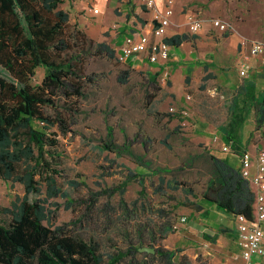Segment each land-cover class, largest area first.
Returning a JSON list of instances; mask_svg holds the SVG:
<instances>
[{"label": "rangeland", "instance_id": "rangeland-1", "mask_svg": "<svg viewBox=\"0 0 264 264\" xmlns=\"http://www.w3.org/2000/svg\"><path fill=\"white\" fill-rule=\"evenodd\" d=\"M202 1L197 9L206 19L198 11L191 17L209 22L218 17L230 27L225 35L239 34L240 40L264 43V0ZM131 64L137 62L120 63L116 54L90 57L84 69L83 96L67 99L62 95L54 108L46 109L52 118L63 120L62 130L52 128L58 139L61 163L56 180L61 193L47 197L41 182L40 193L27 195L28 201L43 203L46 226H62L65 233L93 239L103 254L127 252L139 244L156 250L147 258L139 255L145 252L127 256L120 264H163L157 257L160 248L175 252L176 261L186 256L192 264L234 261L232 245L226 256L213 250L190 257L189 250L174 242L181 218H196L185 203L200 206L209 179L205 149L192 141L202 126V116L215 126H226L237 118L240 131L250 139L255 134L264 138V116L257 111L252 93L245 90L248 79L264 85V73L251 72L245 80L236 71H216L209 79L205 77L207 81L179 91L161 76L129 69ZM0 75H6L2 68ZM43 76L44 70L37 69L33 82L41 83ZM225 76L232 84L226 83ZM262 91L264 86H259L257 95L262 96ZM177 97L196 102L185 127L170 112V108L185 109ZM135 165L139 175L129 179V170L135 172ZM126 181L123 195L112 191ZM24 196L21 184L0 180V207ZM149 222L156 230L152 236L139 231ZM229 232L235 237V230Z\"/></svg>", "mask_w": 264, "mask_h": 264}, {"label": "trees", "instance_id": "trees-1", "mask_svg": "<svg viewBox=\"0 0 264 264\" xmlns=\"http://www.w3.org/2000/svg\"><path fill=\"white\" fill-rule=\"evenodd\" d=\"M63 1L0 0V68L6 74L0 75V180L19 183L25 191L23 198L0 207V264H120L127 256L139 254L144 246L103 254L93 239L65 233L62 226H46L48 214L43 203L27 198L40 193L41 182L46 185L47 197L61 193L56 180L61 163L58 139L52 128H61L63 120L52 118L46 109L54 108L62 95L67 99L83 96L84 69L90 57L116 54L106 43L89 39L71 24L69 14L61 9ZM185 39L182 35L164 41L176 46ZM39 68L44 76L37 84L33 80ZM254 103L264 116V96ZM239 123L234 118L220 129L235 153L240 150ZM105 148L110 149L109 145ZM204 149L210 173L203 199L223 213L255 221L256 189L228 158ZM133 172L129 170V179L137 177ZM126 184L112 191L123 195ZM185 204L193 212L202 209L193 201ZM123 209L128 213L126 205ZM146 226L139 231L146 230L151 236L156 233L150 222ZM139 255L151 257L147 252ZM157 257L163 264H192L186 256L176 261V253L163 248L157 250Z\"/></svg>", "mask_w": 264, "mask_h": 264}, {"label": "crops", "instance_id": "crops-1", "mask_svg": "<svg viewBox=\"0 0 264 264\" xmlns=\"http://www.w3.org/2000/svg\"><path fill=\"white\" fill-rule=\"evenodd\" d=\"M155 1V7L147 9L139 0H64L61 9L69 14L70 23L76 25L89 39L106 43L116 53L127 36L138 39L142 35H147L153 39L154 15L156 12H161L166 3V0ZM173 2L170 24L162 38L164 40L174 36L186 35V39L182 40L179 45H170L169 58L166 62L161 61L157 64H150L144 61L129 66L132 69L144 70L146 74L151 76H161L164 80L167 74V80L171 81L172 89H178L179 91H184L189 86L193 87L201 80L207 81L211 73L216 71H222L223 73L225 71L235 73L236 71L238 74L241 62L240 35H225L214 28L211 21L206 20H203V27L199 33L191 34L188 31V21L191 16L197 15L195 14L198 11L197 7H201L203 1L173 0ZM198 14L202 16L201 19H206L205 13L199 12ZM248 63L250 67L248 75L240 78L248 79L251 72L264 73V58L260 56L250 57ZM206 76H208L207 80ZM227 77L226 83L232 84ZM259 86H264L262 81L257 83V81L253 82V80L248 79L245 90L253 94L254 100L261 101L264 91L261 92L263 93L262 96L257 95ZM173 94L178 96L176 92ZM186 98H189L187 100L191 99L190 96ZM176 100L178 103L182 102L180 105L185 107L188 113L194 110L195 100L188 102L183 97H179V99L177 97ZM173 116L178 120L175 115ZM190 117L189 113L188 118L190 119ZM201 120L202 126L197 132H194L192 141L207 147L217 157L228 158L238 167L240 166L238 153L244 150L255 157L258 150L264 147L263 137L255 134L250 139L248 134L241 132L239 129L240 150L235 153L236 151L233 150L231 142H227L223 132L220 131L222 127L228 125L215 126L210 121H206L204 116ZM184 123L188 124V122ZM225 144L231 147V151L221 152V147ZM137 169V165H135V172L138 174ZM254 172L255 168L252 169V173ZM200 202L202 209L194 213L196 218L190 217L191 215H189V218L182 217L186 219V223L182 222L180 225L174 243L184 247L187 251L189 250L190 257L196 256V253L209 254L213 250L226 256L229 253L228 247L232 245L234 261L228 260L224 264H245L241 258L237 257L236 234L235 237H232L229 232L231 230L236 231L234 217L219 211L214 204L207 200ZM253 263L264 264V255L254 257Z\"/></svg>", "mask_w": 264, "mask_h": 264}, {"label": "built area", "instance_id": "built-area-1", "mask_svg": "<svg viewBox=\"0 0 264 264\" xmlns=\"http://www.w3.org/2000/svg\"><path fill=\"white\" fill-rule=\"evenodd\" d=\"M147 9L155 7V0H139ZM173 0H166L165 6L161 12L154 15L155 26L152 31V37L142 35L138 39L131 36L124 38L119 51L116 52V58L120 63L127 62H148L157 64L166 62L169 58V45L163 40V36L170 24V16L173 12ZM95 13L97 11H94ZM211 24L221 33L230 32L228 24L222 22L218 18H213ZM203 27V21L198 18L191 17L188 21V31L191 34H197ZM239 51L241 54V62L239 64V76L246 77L249 71L248 60L250 57L264 56V43L257 39H242L239 43ZM167 79V74L166 77ZM189 99V98H188ZM172 115H175L184 122H187L189 113L186 109L170 108ZM231 151L230 146L225 144L221 147V152ZM240 162V174L256 189V213L255 221L248 220L243 215L234 217L236 222V238L235 245L238 249L237 257L241 258L245 264H254V257L264 255V147L260 148L256 156L248 151H244L238 155ZM255 172L252 173V169ZM185 218H181V222H185Z\"/></svg>", "mask_w": 264, "mask_h": 264}, {"label": "water", "instance_id": "water-1", "mask_svg": "<svg viewBox=\"0 0 264 264\" xmlns=\"http://www.w3.org/2000/svg\"><path fill=\"white\" fill-rule=\"evenodd\" d=\"M140 252H147L150 254H155L156 250L154 248H146V247H142L139 249Z\"/></svg>", "mask_w": 264, "mask_h": 264}]
</instances>
